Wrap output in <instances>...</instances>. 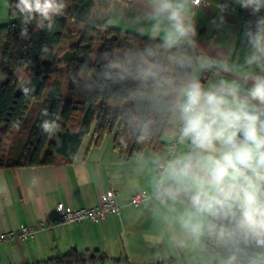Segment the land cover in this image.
<instances>
[{"label":"clouds","instance_id":"obj_1","mask_svg":"<svg viewBox=\"0 0 264 264\" xmlns=\"http://www.w3.org/2000/svg\"><path fill=\"white\" fill-rule=\"evenodd\" d=\"M108 24L120 23L125 44L94 51L95 64L81 67L78 86L110 89V106L139 132L157 122L171 125L180 151L138 160L148 166L163 220L194 246L211 245L215 264H264V0H123ZM69 0H16L12 15L49 34ZM231 4L248 10L241 36L199 41L198 14L215 7L220 30ZM44 59L47 45L42 46ZM29 92V84L20 87ZM32 90V88H31ZM42 115H49L47 109ZM54 120L39 125L49 137Z\"/></svg>","mask_w":264,"mask_h":264},{"label":"crops","instance_id":"obj_2","mask_svg":"<svg viewBox=\"0 0 264 264\" xmlns=\"http://www.w3.org/2000/svg\"><path fill=\"white\" fill-rule=\"evenodd\" d=\"M124 8L123 0H115L109 19ZM239 9L231 4L224 14V27L217 30L212 21L219 15L218 10L203 8L197 19L200 43L212 38L218 42L235 40L241 50L242 32L249 20L239 14ZM109 26L122 31L120 23ZM46 95L44 92L42 97ZM34 112L36 117L38 109ZM92 140L93 131L85 136L71 162L57 154L51 165L0 168V232L17 231L22 225L39 227L42 222L51 226L32 238L0 242V264H37L70 250H99L104 254L105 259L92 264H215V250L208 249L207 244L194 246L184 241L178 229L163 220L162 209L152 194L148 166L138 160L141 156H168L174 137H167L163 151H145L132 160L119 157L112 137L106 136L99 145ZM180 150L172 149V154ZM108 189L118 193L122 205L119 215L97 223L55 224L60 203L73 208L94 207ZM142 190L149 194L147 201L139 206L129 204L130 197Z\"/></svg>","mask_w":264,"mask_h":264},{"label":"trees","instance_id":"obj_3","mask_svg":"<svg viewBox=\"0 0 264 264\" xmlns=\"http://www.w3.org/2000/svg\"><path fill=\"white\" fill-rule=\"evenodd\" d=\"M9 2L11 5L16 0ZM114 2L69 0L66 13L58 18L54 33L38 31L33 24L28 26L27 39L21 37L20 18L12 15L10 7L11 21L0 25V168L51 165L55 163L57 154L71 162L91 131L95 145H99L106 136L112 137L114 149L124 160H132L145 151L159 153L165 149L166 139L171 136L170 124L157 122L148 138L138 142L139 132L126 123L117 107L109 105L107 97L110 89L87 92L74 83V80L80 79L78 73L86 62L90 66L95 64L94 51L122 47L126 42L122 31L108 25L109 11ZM238 11L243 18L254 20L248 10ZM73 28L82 32L60 57L56 48ZM97 44H100L98 50L95 49ZM43 45L48 46L49 53L41 59ZM65 66L73 69L66 84L56 78L48 85L50 78L59 74ZM22 69L31 74L28 93L19 90L17 72ZM47 88V95L43 98ZM35 102H40L38 113L29 122L27 115ZM44 109L49 113L47 117L42 115ZM78 116L81 120L72 127L73 119ZM56 118L60 130L49 137L39 125L43 119L51 121ZM23 129L28 130L25 141L22 135L13 141V137L19 132L21 134ZM9 139L13 144L8 143ZM207 247L214 250L211 245L207 244ZM102 259L105 256L99 250L82 253L70 250L37 264H70L75 261L92 264Z\"/></svg>","mask_w":264,"mask_h":264},{"label":"built area","instance_id":"obj_4","mask_svg":"<svg viewBox=\"0 0 264 264\" xmlns=\"http://www.w3.org/2000/svg\"><path fill=\"white\" fill-rule=\"evenodd\" d=\"M178 146L175 141L172 142L171 148L175 149ZM172 149L167 150V154H172ZM149 194L146 190L135 193L128 200L129 204L139 206L147 201ZM122 205L118 199V193L114 189L106 190L101 196L99 204L90 208H73L60 203L57 206L56 225L75 224L84 221L97 223L107 219L112 215L121 213ZM51 226L42 222L39 227L22 225L17 231L0 232V242L8 240L28 239L34 237L38 232L49 229Z\"/></svg>","mask_w":264,"mask_h":264},{"label":"rangeland","instance_id":"obj_5","mask_svg":"<svg viewBox=\"0 0 264 264\" xmlns=\"http://www.w3.org/2000/svg\"><path fill=\"white\" fill-rule=\"evenodd\" d=\"M10 21H11L10 2H9V0H0V25L9 23ZM81 32H82L81 29L78 30L76 28H73L72 32L68 31V33L66 34L67 36L63 40L62 44L56 48L57 54L60 57H62L63 53L65 51H67L69 49V47L77 40V37ZM99 47H100V44H97L95 46V49L98 50ZM72 74H73L72 68H69V66L62 67L59 74L53 75L50 78L48 85H50V83L52 81H54L56 78L60 79L63 84H66L67 80L72 76ZM17 77L20 80L19 90H22L20 88L21 85L26 84V83L28 84V82L30 81V78H31V74L27 70L22 69V70H19L17 72ZM64 89H65L64 92L66 93V85H64ZM47 90H48V88L45 90V92H47ZM39 105H40V102H36L34 107L39 109ZM36 108H34V110H36ZM34 110H32L33 112H31V114H30V118L28 119L29 122L33 121L35 118L34 117V115H35ZM79 119H81L79 116L77 117V119H73L71 126L75 127V125H77V121ZM23 130H22L21 134H19L20 133L19 132L13 137V141L14 140L17 141L19 139V136H21V135H22V140L25 141L28 130L27 129H23ZM11 141L12 140L9 139L8 143L10 144ZM11 144H13V142Z\"/></svg>","mask_w":264,"mask_h":264}]
</instances>
